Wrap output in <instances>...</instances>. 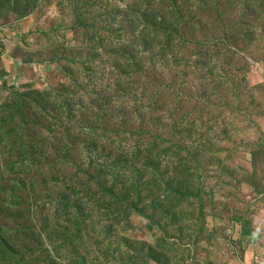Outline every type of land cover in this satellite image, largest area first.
Segmentation results:
<instances>
[{"label": "rangeland", "instance_id": "obj_1", "mask_svg": "<svg viewBox=\"0 0 264 264\" xmlns=\"http://www.w3.org/2000/svg\"><path fill=\"white\" fill-rule=\"evenodd\" d=\"M264 257V0H0V264Z\"/></svg>", "mask_w": 264, "mask_h": 264}, {"label": "built area", "instance_id": "obj_2", "mask_svg": "<svg viewBox=\"0 0 264 264\" xmlns=\"http://www.w3.org/2000/svg\"><path fill=\"white\" fill-rule=\"evenodd\" d=\"M256 264H264V257L256 261Z\"/></svg>", "mask_w": 264, "mask_h": 264}]
</instances>
